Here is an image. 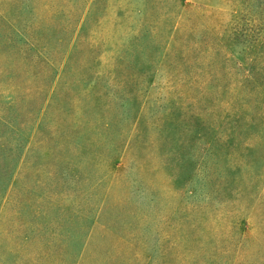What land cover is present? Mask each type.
Masks as SVG:
<instances>
[{
	"label": "rangeland",
	"instance_id": "rangeland-1",
	"mask_svg": "<svg viewBox=\"0 0 264 264\" xmlns=\"http://www.w3.org/2000/svg\"><path fill=\"white\" fill-rule=\"evenodd\" d=\"M244 10L242 0H0V118L11 124L0 123V172L26 139L0 186V264H264V203L251 210L264 171L223 150L188 187L151 178L134 162L141 153L120 147L144 95L134 106L122 91L111 109L101 94L123 54L129 75L151 73L142 93L148 84L165 93L176 74L173 61L159 64L167 43L177 63L192 40L224 41L216 62L237 69L226 39L247 28ZM39 43L54 66L40 61ZM257 114L254 145L264 142V105Z\"/></svg>",
	"mask_w": 264,
	"mask_h": 264
},
{
	"label": "trees",
	"instance_id": "trees-1",
	"mask_svg": "<svg viewBox=\"0 0 264 264\" xmlns=\"http://www.w3.org/2000/svg\"><path fill=\"white\" fill-rule=\"evenodd\" d=\"M242 5L249 17L248 26L241 33L226 39L228 46L236 50L242 61L239 63L232 60L229 53L224 54V62L234 61L237 69H221L216 62L214 55L220 54L223 47L226 48L224 41H216L212 48L204 40L197 39L188 43L187 48L179 53L177 63L172 54L167 52V43L159 64L164 60L170 64L173 61L170 67L176 74H170L161 87L165 93L152 95L151 84L142 93L138 87L145 80L143 76L149 77L151 73L138 68V75H129L125 64L127 56L124 54L117 57L112 71L103 76L113 83L101 93L102 97H112L108 102L111 109L121 105L117 98L123 95L122 91L131 96L126 104L134 106L136 100L144 95L133 114L131 133L120 147L127 152L137 149L141 158L135 157L134 162L141 159L147 168L151 167L148 175L151 178L157 177L161 181V176H170L175 178H172L175 186L188 187L194 182L197 173L200 175V171L209 168V157L223 150L227 154L230 150L242 153V157L234 154L230 157L235 163L237 161V167L254 162L252 166L257 165L260 172L264 171V142L256 140L257 145H254L249 140L253 132L259 129L261 123L257 111L264 105V0H242ZM175 28L173 32L177 30ZM34 47L40 61L55 65L54 58L44 54L43 45L34 44ZM150 60L153 61V55ZM133 63L134 60L132 70ZM121 74L123 78L118 77ZM237 76H240L239 81ZM42 103H45V99ZM195 106L199 109L196 110ZM1 122L11 128L9 120L0 118ZM110 125V122L105 123L104 129H109ZM25 140L16 150L10 149L4 154L0 172L2 193L9 184L16 157H20ZM222 179L225 183L229 182ZM216 181L217 178L211 179L210 185ZM226 186L230 188V185ZM262 187V191L254 198L252 213H256L264 203V183Z\"/></svg>",
	"mask_w": 264,
	"mask_h": 264
}]
</instances>
